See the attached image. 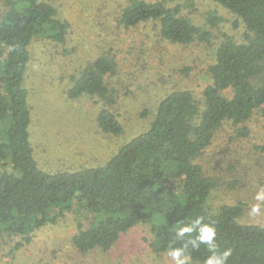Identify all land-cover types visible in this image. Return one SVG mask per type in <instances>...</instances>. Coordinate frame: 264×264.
<instances>
[{
    "label": "trees",
    "instance_id": "1",
    "mask_svg": "<svg viewBox=\"0 0 264 264\" xmlns=\"http://www.w3.org/2000/svg\"><path fill=\"white\" fill-rule=\"evenodd\" d=\"M211 1L236 16L235 26L244 25V40L226 36L220 43L208 67L212 82L203 89L202 103L189 89L173 90L157 104L148 128L105 163L49 173L39 168L30 140L32 108L25 79L34 40L63 42L68 23L48 0H0V238L15 235L29 242L30 231L56 223L76 205L91 214L87 223L76 224L72 244L77 249L107 250L121 233L148 222L149 246L160 254L185 242L173 243L177 221L201 216L216 226L218 248L232 250L228 264H264V225L239 222L240 204H224L210 213L206 200L216 180L195 161L223 122L240 123L256 112L264 117V0ZM120 18L126 27L157 21L161 37L175 44L209 36L162 0H131ZM209 20L219 18L211 14ZM114 70L112 59L96 58L71 77L68 97L96 96L112 103L105 77ZM229 88L232 94L226 96ZM96 121L106 133L123 131L108 108L98 111ZM189 252L191 264H204L210 254L203 245Z\"/></svg>",
    "mask_w": 264,
    "mask_h": 264
},
{
    "label": "rangeland",
    "instance_id": "2",
    "mask_svg": "<svg viewBox=\"0 0 264 264\" xmlns=\"http://www.w3.org/2000/svg\"><path fill=\"white\" fill-rule=\"evenodd\" d=\"M48 1L67 21V33L63 42L34 40L25 87L32 108L30 140L39 168L49 173L105 163L148 128L157 104L173 90L189 89L202 103L203 89L212 82L208 67L215 62L220 43L226 36L244 40V25L238 22L235 26L236 16L211 0H162L208 32L207 41L188 45L162 38L157 21L126 27L120 15L131 0ZM211 14L219 20L212 23ZM101 56L115 64L114 72L105 77L113 102L88 95L69 98L71 77ZM223 94L231 96L232 91L229 88ZM101 108L118 116L123 125L120 134L99 128L96 116ZM195 161L205 175L216 180L206 200L210 213L224 204H240L239 222L264 225V215H249L256 190L264 186L263 116L256 112L240 123L223 122ZM90 217L74 205L56 223L30 231L29 242L22 236L3 235L0 264H172L166 253L151 250L148 222L121 233L107 250L77 249L72 244L76 224L78 220L87 223Z\"/></svg>",
    "mask_w": 264,
    "mask_h": 264
},
{
    "label": "clouds",
    "instance_id": "3",
    "mask_svg": "<svg viewBox=\"0 0 264 264\" xmlns=\"http://www.w3.org/2000/svg\"><path fill=\"white\" fill-rule=\"evenodd\" d=\"M253 199L256 201L250 206L249 215L258 217L264 215V186L259 187ZM174 231V241H185L181 246L169 245L166 255L172 264H191V254L189 247L199 249L205 246L210 253L204 260V264H228V259L232 254L231 249L221 251L218 248L216 236L217 229L213 223L204 222V218L197 216L184 222L177 221ZM194 234V235H193ZM185 237L188 239L185 240Z\"/></svg>",
    "mask_w": 264,
    "mask_h": 264
}]
</instances>
